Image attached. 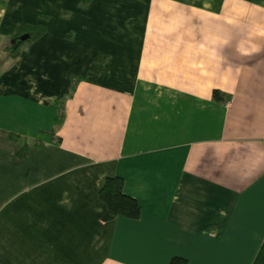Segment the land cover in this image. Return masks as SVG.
I'll list each match as a JSON object with an SVG mask.
<instances>
[{"label":"crops","instance_id":"0c3cea01","mask_svg":"<svg viewBox=\"0 0 264 264\" xmlns=\"http://www.w3.org/2000/svg\"><path fill=\"white\" fill-rule=\"evenodd\" d=\"M173 256L264 264V0H3L0 264Z\"/></svg>","mask_w":264,"mask_h":264},{"label":"trees","instance_id":"16d2710c","mask_svg":"<svg viewBox=\"0 0 264 264\" xmlns=\"http://www.w3.org/2000/svg\"><path fill=\"white\" fill-rule=\"evenodd\" d=\"M3 0H0V8ZM44 31L41 23H23L16 27L13 34L12 44L10 45V55L15 56L18 53L19 46L26 45L32 40L38 38ZM26 35L24 40L20 36ZM212 98L215 100H225L227 96L218 90H212ZM61 105V104H60ZM58 107V106H57ZM59 108V107H58ZM62 106L55 116L56 123L62 120ZM15 139V137L12 135ZM27 145L23 143L19 150L20 155H24ZM123 179L120 176L112 175L104 177L98 190V198L104 203L108 212L112 215H123L129 218H135L140 211L138 202L133 197L122 191ZM168 264H186V259L178 256L170 258Z\"/></svg>","mask_w":264,"mask_h":264},{"label":"water","instance_id":"95a60500","mask_svg":"<svg viewBox=\"0 0 264 264\" xmlns=\"http://www.w3.org/2000/svg\"><path fill=\"white\" fill-rule=\"evenodd\" d=\"M25 37H26V35H22V36H20V40H24Z\"/></svg>","mask_w":264,"mask_h":264},{"label":"rangeland","instance_id":"374dc122","mask_svg":"<svg viewBox=\"0 0 264 264\" xmlns=\"http://www.w3.org/2000/svg\"><path fill=\"white\" fill-rule=\"evenodd\" d=\"M40 137V136H39Z\"/></svg>","mask_w":264,"mask_h":264}]
</instances>
